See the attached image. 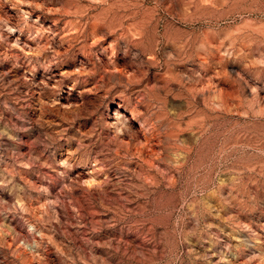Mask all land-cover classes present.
<instances>
[{
	"label": "rangeland",
	"instance_id": "1",
	"mask_svg": "<svg viewBox=\"0 0 264 264\" xmlns=\"http://www.w3.org/2000/svg\"><path fill=\"white\" fill-rule=\"evenodd\" d=\"M0 264H264V0H0Z\"/></svg>",
	"mask_w": 264,
	"mask_h": 264
}]
</instances>
